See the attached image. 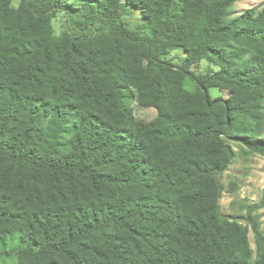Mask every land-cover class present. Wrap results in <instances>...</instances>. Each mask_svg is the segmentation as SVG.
<instances>
[{"label":"trees","instance_id":"obj_1","mask_svg":"<svg viewBox=\"0 0 264 264\" xmlns=\"http://www.w3.org/2000/svg\"><path fill=\"white\" fill-rule=\"evenodd\" d=\"M239 1L0 0L9 258L264 264V198L237 201L242 214L220 206L222 175L239 157L232 143L264 156V7L233 17ZM133 12L143 21L130 29ZM176 49L193 93L166 61ZM202 61L219 69L193 71ZM135 102L156 117L137 120Z\"/></svg>","mask_w":264,"mask_h":264},{"label":"rangeland","instance_id":"obj_2","mask_svg":"<svg viewBox=\"0 0 264 264\" xmlns=\"http://www.w3.org/2000/svg\"><path fill=\"white\" fill-rule=\"evenodd\" d=\"M18 2L13 3V7H18ZM264 7V0H240L233 8V17L241 16L247 10ZM130 29H135L136 26L143 21L142 16L138 12H133L125 19ZM54 34L61 37L65 31L69 29L67 16L65 13H59L57 18L52 23ZM184 49H176L171 55L166 58L167 62H171L172 70L175 74L180 75L179 79L182 86L189 92L195 91L194 84L187 77L181 75L180 66L185 58ZM219 69L213 61H202L200 65L192 70L197 71H217ZM182 76V77H181ZM211 96L227 97L228 93L215 89L211 91ZM132 108L137 120L151 121L156 117V110L152 108H144L138 103H133ZM234 150L239 154L237 161L232 164L229 169L222 175V182L225 185L226 191L223 193L220 200V206L226 214H242V209L237 205V201L247 200L250 203L258 204L264 198V156L260 154H252L235 143H232ZM232 191V192H231ZM261 212H264L262 210ZM264 229V216L262 218ZM251 246L255 249L252 234L250 235ZM0 264H16V260L9 258L0 246Z\"/></svg>","mask_w":264,"mask_h":264}]
</instances>
